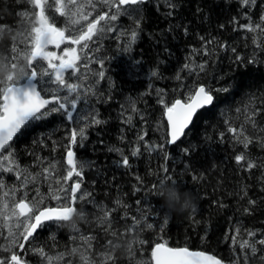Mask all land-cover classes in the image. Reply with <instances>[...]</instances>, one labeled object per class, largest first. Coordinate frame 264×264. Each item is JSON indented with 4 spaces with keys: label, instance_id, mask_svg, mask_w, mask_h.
<instances>
[{
    "label": "trees",
    "instance_id": "obj_1",
    "mask_svg": "<svg viewBox=\"0 0 264 264\" xmlns=\"http://www.w3.org/2000/svg\"><path fill=\"white\" fill-rule=\"evenodd\" d=\"M169 2L175 7L169 8ZM135 7L138 11L131 8L130 17H119L123 35L107 39L93 49L94 54L105 61L100 69L105 75L96 83L93 95L86 96V102L92 114L98 113L97 118L106 123L94 125L90 117L87 118L85 138L81 141L78 137L79 146L72 147L78 159L85 161L82 177L74 179L82 180L78 196L90 194L75 204L77 209L87 213V220L76 228H69L66 223L59 227L53 224L50 229L41 231L29 247H42L54 256L77 247L80 241H74L73 237L94 235L97 239L93 241L91 258L97 261V253L104 250L102 245L118 239L122 247L115 253L116 264H136L141 258H150L156 242L204 251L226 261L239 257L240 264H264L260 259L264 252L249 255L246 262L243 252L231 242L236 227L241 228L236 237L238 241L252 239L246 230L254 231L255 239H264V147L254 141L244 149L228 131L229 127L240 128L246 115L256 109L258 129L254 131L247 126V134L256 141L264 140V132L259 131L264 128V50L257 46L264 44V34L259 30L249 33L239 27L260 22L264 0H256L250 6H241V0H148ZM27 9V3L0 0V25L13 29L12 35L17 30L26 35L25 28L30 22L21 24L19 13ZM58 26H65L63 18H59ZM132 30L138 32L134 43L130 42ZM253 36L257 37V43L252 42ZM201 37L213 41L207 45L212 50L208 56L193 53V49L202 48ZM22 39L23 36L16 37L21 49L25 47L20 43ZM12 42L11 35H5L0 41V52L11 57ZM237 56L243 62L237 61ZM253 59L254 63H248ZM190 60L203 63L204 71L189 74L183 66ZM153 72L157 74L153 76ZM177 74L181 77L179 80L175 78ZM194 86L212 89L214 102L196 114L177 143L170 144L163 114L165 104L170 106L175 99L183 101L189 89H193L194 94ZM223 88L228 91H217ZM161 97L165 104L158 103ZM133 107L136 112L132 111ZM129 115L132 116L130 124L125 122ZM72 126L54 115L47 122L17 134L10 142L11 151L20 169L27 170L25 175H35L49 164L57 165L58 172L52 177L66 174L64 145ZM139 135L144 136L142 142H137ZM148 144L156 146V151H146ZM135 147H140L141 152L133 157L131 151ZM116 148L129 157V167L121 165L120 152L110 151ZM242 152L246 160L257 165L256 168L247 170L237 165L235 156ZM62 158L63 165L60 164ZM164 167L167 173L162 171ZM165 175L182 184V190L194 193L198 203L195 212L166 217L160 207L162 201L152 194L153 184ZM0 179L6 186L20 185L13 173L4 172ZM67 184L72 185L71 181ZM244 187L246 196L242 193ZM41 190L43 195H48V190ZM117 199L130 207L117 208ZM249 200H255L256 204H250ZM46 204L53 203L46 201ZM102 208L116 209L112 213L116 237L106 235L98 226L97 218L102 215ZM125 212L129 217L142 220L143 245L138 243L135 233L121 235L131 223L130 218H124ZM165 219L167 224H164ZM146 224H151L152 229L146 228ZM129 244L134 249L133 256L126 252ZM0 255L6 253L0 252ZM25 258L29 264L45 263V258L31 251ZM74 259L80 262L79 256L68 258L72 264H75Z\"/></svg>",
    "mask_w": 264,
    "mask_h": 264
},
{
    "label": "snow or ice",
    "instance_id": "obj_2",
    "mask_svg": "<svg viewBox=\"0 0 264 264\" xmlns=\"http://www.w3.org/2000/svg\"><path fill=\"white\" fill-rule=\"evenodd\" d=\"M17 2L29 5V9L19 13L21 24L28 25L30 22V26L25 28L27 34L24 35L17 30L15 35H12L13 29L7 25H0V41L4 39L5 35H11L13 41L10 47L13 55L11 57L6 56L11 67L15 68L21 59L26 61L27 64L25 75L21 79L15 80L9 76L6 85L0 84L3 85L0 87V175L4 172L13 173L15 179L20 181L19 187L13 185L3 192L5 198L11 197L12 203L10 205L5 200L0 205V216H2L5 226L9 229L8 244H0V252L6 253V255H0V264H29L25 258V254L29 251L45 258L48 264H53L54 261L59 264L65 256H79L81 264H116L117 257L115 253L122 247L118 239L116 242L108 240L102 245L104 250L97 253L99 256L98 261L91 258L93 241L97 239L94 235L73 237L74 241H80L77 247L64 253H58L56 256L49 255L42 247H29L45 228L50 229L53 224L59 227L62 222L67 221L70 215L77 210L74 207L77 200H84L86 195H90L85 193L78 196L82 185L80 179H76L71 186L67 183H61V181L67 182L72 181L74 178H81L83 175L85 161L78 159L72 147L74 145L79 146L78 137L81 141L85 138V128L88 125L71 127L67 142L64 145L66 149V174L55 180L58 187H53L52 184L48 185L49 193L47 196H44L40 189H36V196L29 198L28 192L23 190L27 188L29 183H35L37 177L43 176L45 181L49 180L57 170V165L49 164L48 167L43 168L41 172H37L35 175L31 173L25 175L27 170H21L19 164L15 162L14 153L11 151L12 145L9 142L22 130L34 127L38 123H45L54 115H58L62 121L72 122L73 125L81 122L78 116L74 114L79 112L77 103L80 99L79 88L81 85L73 81L81 79V67L88 68L86 63L90 60V57L86 54V50L89 49L88 42L106 32L114 31L112 27L107 26L109 22L116 21L120 16H131L130 6L132 11H138L135 6L143 5L148 0H17ZM255 3L256 0H241V6H250ZM98 4L107 6L109 11L98 13L90 20L92 12H85V7L90 5L95 10ZM168 7L174 8L175 5L169 2ZM112 9H115V11L113 12ZM54 13H58L59 17ZM171 14V12L168 13L169 16ZM59 18H63L64 27L58 26ZM259 19V23L249 22L239 25V27L249 33H256L259 30L260 33L264 34V13L261 14ZM82 22L87 23L84 25ZM101 22H104V24L102 25ZM136 24L138 27L139 20L136 21ZM17 36H23L20 41L25 45L23 49L16 43ZM137 39L138 32L132 30L130 32V42L134 43ZM201 41L203 42L202 48L193 49V53H201L204 56L210 55L212 50L208 49L207 45L213 43V41L205 40L204 37H201ZM252 42L257 43L256 36H253ZM61 45H64L62 49ZM75 45L80 46L79 50L74 47ZM49 46H54L55 49L60 50V54L58 55L56 51L49 50ZM257 46L264 50V44H258ZM232 51L235 52L236 49L233 48ZM81 52L85 53L83 57L80 55ZM236 60L243 62L239 56L236 57ZM254 62V59L248 61L250 64ZM183 67L189 74L203 72L205 69L203 63H195L192 60ZM156 74V72L152 73L153 76ZM97 75L103 78L105 74L99 72ZM175 78L179 80L181 77L177 74ZM53 84L56 87H51ZM217 91L226 92L228 88L218 89ZM212 92L213 90L210 88L194 86V94H192L193 89H189V94L183 101L175 99L170 106H167L162 97L158 100V103L165 104L163 114L167 116L168 125L171 128V143L179 141L181 136L184 135V130L192 121L197 109L213 104L214 96ZM132 111L136 112L137 110L133 107ZM257 114L256 109L252 110L249 115H246L245 123L240 128L229 127L228 129L233 134V139L238 144H242L244 149H248L254 141L261 143V147H264V140L256 141L255 137L247 134V126H251L254 131L258 129ZM98 115V113L91 115V124L101 125L106 123V121L98 119ZM125 122L130 124L132 116H127ZM66 127H68L67 124ZM259 131L264 132V128H260ZM143 140V135L137 137V142ZM113 150L121 153V165L129 167V157L123 155L122 150L119 148L110 149V151ZM145 150L156 151V146L148 144L145 146ZM140 152L141 148L135 147L131 151V156L136 157ZM4 153H7V155ZM235 161L237 165L245 167L247 170L257 167L254 162L246 160L243 152L235 156ZM4 162H7V166ZM60 164L63 165V158ZM162 171L167 173V167H164ZM163 178L172 179L168 175ZM138 179L140 178L138 177ZM155 185L153 184V189ZM5 188V182L0 179V189ZM18 191H23V195L16 201L15 197ZM242 193L244 196L247 195L246 187L242 188ZM46 201H55V203L48 206ZM92 203L95 204L96 202L92 201ZM249 203L255 205L256 201L249 200ZM115 204L117 208L127 209L130 207L120 199H117ZM97 207H99L98 204ZM101 210L102 215L97 218L98 226L106 235L110 234L116 237L117 232L112 227V213L116 209L102 208ZM244 211L248 212L249 209ZM124 218H130L131 223L125 227L121 235L135 233L138 237V243L143 245L145 241L142 238L140 229L142 220L135 216L129 217L127 212H125ZM12 220H15V224L10 223ZM164 224H167V219L164 220ZM152 227L151 224H146V228L149 230ZM240 232L241 228L236 227V235L231 237V242L233 246H238L243 252V259L246 262L249 255L255 256L258 251L264 252V239L257 240L254 231L246 230L247 236L252 239L238 241L236 237L240 235ZM257 245L261 248L258 249ZM82 248L83 251H81ZM126 252L133 256L134 249L131 244L126 247ZM260 259L264 260V255ZM68 264H72V262L69 261ZM136 264H240V258L233 257L231 260L226 261L223 258H218L215 254H208L204 251H191L188 247H170L167 243L156 242L155 246L151 248L150 258H141Z\"/></svg>",
    "mask_w": 264,
    "mask_h": 264
},
{
    "label": "rangeland",
    "instance_id": "obj_3",
    "mask_svg": "<svg viewBox=\"0 0 264 264\" xmlns=\"http://www.w3.org/2000/svg\"><path fill=\"white\" fill-rule=\"evenodd\" d=\"M131 8L132 7L130 6L129 7V11H131ZM89 11L92 12V16H93V14H95V13L109 11V9L105 5H99L98 4L97 8L95 10H93L91 8V6L88 5V6L85 7V12H89ZM112 11L114 12L115 9H112ZM54 14L56 15L58 13H54ZM124 16H128V15H124ZM119 19L120 18L118 17V19L116 21L109 22V24L107 26L112 27L114 29V31L104 33L103 34L104 35L103 39L107 40V39H110V38H114V37H116L118 35H123V29L121 28V25H120V23L118 21ZM86 23L87 22H82V24H84V25ZM73 27H79V26H73ZM88 51L89 50H86L87 56L90 57V60L86 61V63L88 64V68L85 69V68L81 67V79L73 81V82L81 85V87L79 88V97H80V99L78 100V103H77V106H78V108H80V111L76 114L81 122L79 124L73 125L72 127H83L84 126V122L86 121V119L89 118V117L91 119L92 110L90 109L88 103L86 102V96L87 95L88 96L89 95H93L94 87H96V83L99 82V80H100L99 79L100 77L98 78L97 74L100 72V69H101V67L103 65V62H104V60L102 59L101 56L94 54L93 50L91 52H88ZM56 52H57L58 55L60 54V51H56ZM80 55L83 57L85 55V53L81 52ZM100 62H102V63H100ZM97 70H98V72H97ZM96 75H97V77H96ZM85 76L87 77L86 79L84 78ZM84 81H86V82H84ZM51 87L54 88V87H56V85L53 84V85H51ZM4 163H5V166H7V162H4ZM57 172L58 171L56 170L55 173H57ZM58 178L59 177H55V178L51 177L47 181H45L44 178H37L35 183H29L27 185V188H25L23 191H27L28 192L29 198L36 196V189H40V192H41L42 191L41 188H43L44 190H48V192H49V187H48L49 184H52L53 187H58V185L55 184V180L58 179ZM61 183L62 184L63 183H68V181L67 182L61 181ZM71 183L72 184L75 183V179H73L71 181ZM13 185L14 184H11V185L9 184V185L6 186L5 189H0V205H2V203L5 200H7L9 202V204L11 205V203H12L11 197L5 198L3 196V192L5 190L10 189ZM23 191H18L16 193V197H15L16 201H18L20 199V197L23 195ZM53 203H55V201H53ZM10 223L11 224H15V220H12ZM8 232H9V229H8V227L5 226V222H4L3 218H2V216H0V235H2V237L0 239V244H2V245H7L8 244ZM72 233H74V235H75L74 231ZM4 242L6 244H3ZM54 256H56V255H54ZM69 257L70 256H65L64 260L60 261L59 264H68V262L70 261V260H68ZM73 262L75 264H77V263L81 264V262H78L77 259H74ZM44 264H48V261L46 259H45V263ZM53 264H57V262L54 261Z\"/></svg>",
    "mask_w": 264,
    "mask_h": 264
},
{
    "label": "clouds",
    "instance_id": "obj_4",
    "mask_svg": "<svg viewBox=\"0 0 264 264\" xmlns=\"http://www.w3.org/2000/svg\"><path fill=\"white\" fill-rule=\"evenodd\" d=\"M27 64L18 62L15 68L11 67L6 55L0 52V84H7L8 77L15 80L21 79L26 72ZM183 185L174 179L161 178L152 190V194L162 201L161 209L166 217L170 218L173 214L184 215L195 212L198 203L191 190H182ZM87 220V213L82 209L74 211L69 219L65 221L69 228H76L80 222Z\"/></svg>",
    "mask_w": 264,
    "mask_h": 264
},
{
    "label": "flooded vegetation",
    "instance_id": "obj_5",
    "mask_svg": "<svg viewBox=\"0 0 264 264\" xmlns=\"http://www.w3.org/2000/svg\"><path fill=\"white\" fill-rule=\"evenodd\" d=\"M98 13H102V12H98ZM98 13H95V15L91 16L89 19L91 20V19L94 18ZM101 24L103 25L104 22H101ZM85 25H86V24H85ZM103 37H104V35L102 34V35H100L98 38H94L93 41L88 42V43H89V49H88L89 52H91L93 49H95L99 43H104V42H105V39H103ZM74 47H77L78 50H79V48H80L79 45H75ZM90 50H91V51H90ZM54 51H60V50L54 49ZM77 107H78V106H77ZM78 109H79V111H80V108H78ZM75 114H77V113H75Z\"/></svg>",
    "mask_w": 264,
    "mask_h": 264
},
{
    "label": "water",
    "instance_id": "obj_6",
    "mask_svg": "<svg viewBox=\"0 0 264 264\" xmlns=\"http://www.w3.org/2000/svg\"><path fill=\"white\" fill-rule=\"evenodd\" d=\"M61 46H63V45H61ZM49 47H51V48H54V46H49ZM211 105H206V106H204L203 108H199V109H197V111H196V113L193 115V118H192V121H193V119H194V117L196 116V114L199 112V111H201L202 109H205V108H209ZM75 114V113H74ZM165 119H166V122H167V125H168V121H167V116L165 115ZM192 121L189 123V125H188V127L184 130V134H185V132L186 131H188V129L190 128V126H191V123H192ZM68 122H70V121H68ZM168 137H169V142H170V144H175V143H177V142H175V143H171V128H170V126L168 125ZM183 137V135L181 136V138ZM15 138V137H14ZM13 138V139H14ZM180 138V139H181ZM11 142V141H10ZM9 142V143H10ZM65 163H66V155H65ZM190 250V249H189ZM191 251H193V250H191ZM207 253V252H206ZM209 254V253H208Z\"/></svg>",
    "mask_w": 264,
    "mask_h": 264
},
{
    "label": "bare ground",
    "instance_id": "obj_7",
    "mask_svg": "<svg viewBox=\"0 0 264 264\" xmlns=\"http://www.w3.org/2000/svg\"><path fill=\"white\" fill-rule=\"evenodd\" d=\"M94 12V11H93ZM93 15H95V14H93ZM139 19V18H138ZM27 27V26H26ZM126 29V28H125ZM23 30V29H22ZM125 32V31H124ZM120 37V36H119ZM96 49V48H95ZM91 51V50H90ZM89 52V51H88ZM91 54V53H90ZM93 56V55H92ZM99 57V56H98ZM201 57V56H200ZM219 58V57H218ZM101 59V58H100ZM102 60V59H101ZM100 61V60H99ZM105 62V61H104ZM100 63H102V62H100ZM100 65V64H99ZM98 65V66H99ZM103 65H104V63H103ZM100 69V68H99ZM102 69V68H101ZM97 72H98V70H97ZM91 76V75H90ZM96 77H97V75H96ZM98 78H99V76H98ZM100 79V78H99ZM87 81V80H86ZM86 81H84V82H86ZM95 81V80H94ZM88 82V81H87ZM93 84V83H92ZM142 142V141H141ZM143 144V143H142Z\"/></svg>",
    "mask_w": 264,
    "mask_h": 264
}]
</instances>
